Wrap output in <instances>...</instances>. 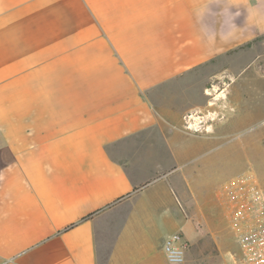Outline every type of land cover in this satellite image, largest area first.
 <instances>
[{
  "label": "crops",
  "instance_id": "0c3cea01",
  "mask_svg": "<svg viewBox=\"0 0 264 264\" xmlns=\"http://www.w3.org/2000/svg\"><path fill=\"white\" fill-rule=\"evenodd\" d=\"M246 56L264 78V0H0V264H172L177 232L180 264H230L223 186L255 168L192 161L264 108L186 129L168 92Z\"/></svg>",
  "mask_w": 264,
  "mask_h": 264
},
{
  "label": "rangeland",
  "instance_id": "374dc122",
  "mask_svg": "<svg viewBox=\"0 0 264 264\" xmlns=\"http://www.w3.org/2000/svg\"><path fill=\"white\" fill-rule=\"evenodd\" d=\"M246 57L247 59H243L240 64L242 63V65L245 64V66L249 67L237 79L228 77L224 73H218L213 75L206 83H202L199 77L189 76L185 79H180L175 84L174 89L168 92V99L175 101L176 104L178 103L183 107V110L188 111V113L182 117L183 128L187 129L186 126L189 125L190 116H199V119L194 120L199 121L202 119V116L210 113L208 109L198 108L190 111L187 107L189 108L194 104L198 106L207 102L210 104L208 107L211 108L212 112H215L216 108L221 109V103L227 92L230 94L231 98L237 93H240V95L247 98L245 101H247L248 104L250 103L249 106L256 105L255 107L261 106L264 108V78L255 75V67L259 65V61H252V56L250 59H248L249 56ZM261 63L264 65V60ZM235 79L236 81H234ZM218 115L221 116V113ZM208 122L211 124L213 121L208 120ZM245 122L247 123L248 121ZM228 130L229 134L226 133L220 137L221 144L218 147L209 149L206 153L193 160L192 163L196 164L204 159H208L213 162L212 164L214 166H229L230 169H234L236 166L238 170L246 167H253L257 171L259 179L264 186V123H255L251 125L241 124L239 127L230 126ZM218 131V127H216V132ZM229 148L231 155L230 159L226 155ZM221 208L222 206H219L217 210L218 213L221 211V215H223L224 210ZM224 220L221 222V225L224 226L222 228H224L226 235L231 236L229 256L231 259L230 264H232L233 259L240 258L241 253L230 230L226 227L227 220L225 218Z\"/></svg>",
  "mask_w": 264,
  "mask_h": 264
},
{
  "label": "built area",
  "instance_id": "2783aa9c",
  "mask_svg": "<svg viewBox=\"0 0 264 264\" xmlns=\"http://www.w3.org/2000/svg\"><path fill=\"white\" fill-rule=\"evenodd\" d=\"M223 190L228 227L241 253L232 264H264V186L257 172L245 170L228 181ZM187 248L180 232L171 234L164 244L172 264L185 261Z\"/></svg>",
  "mask_w": 264,
  "mask_h": 264
},
{
  "label": "water",
  "instance_id": "95a60500",
  "mask_svg": "<svg viewBox=\"0 0 264 264\" xmlns=\"http://www.w3.org/2000/svg\"><path fill=\"white\" fill-rule=\"evenodd\" d=\"M205 127V123L203 121H200L198 123H196L193 127L192 130L193 131H199L201 129H203Z\"/></svg>",
  "mask_w": 264,
  "mask_h": 264
},
{
  "label": "bare ground",
  "instance_id": "6f19581e",
  "mask_svg": "<svg viewBox=\"0 0 264 264\" xmlns=\"http://www.w3.org/2000/svg\"><path fill=\"white\" fill-rule=\"evenodd\" d=\"M199 118H200L199 116L194 115L191 119H192V120H195V119L197 120V119H199Z\"/></svg>",
  "mask_w": 264,
  "mask_h": 264
}]
</instances>
